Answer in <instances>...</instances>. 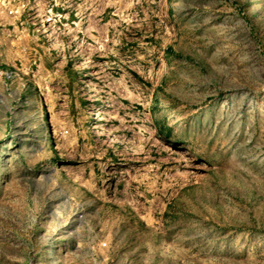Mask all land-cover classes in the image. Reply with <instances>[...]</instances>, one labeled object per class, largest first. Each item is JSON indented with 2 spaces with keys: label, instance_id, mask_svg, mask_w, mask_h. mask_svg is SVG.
<instances>
[{
  "label": "rangeland",
  "instance_id": "obj_1",
  "mask_svg": "<svg viewBox=\"0 0 264 264\" xmlns=\"http://www.w3.org/2000/svg\"><path fill=\"white\" fill-rule=\"evenodd\" d=\"M0 264H264V0H0Z\"/></svg>",
  "mask_w": 264,
  "mask_h": 264
},
{
  "label": "built area",
  "instance_id": "obj_2",
  "mask_svg": "<svg viewBox=\"0 0 264 264\" xmlns=\"http://www.w3.org/2000/svg\"><path fill=\"white\" fill-rule=\"evenodd\" d=\"M13 14H15V11L9 10V15H13Z\"/></svg>",
  "mask_w": 264,
  "mask_h": 264
},
{
  "label": "bare ground",
  "instance_id": "obj_3",
  "mask_svg": "<svg viewBox=\"0 0 264 264\" xmlns=\"http://www.w3.org/2000/svg\"><path fill=\"white\" fill-rule=\"evenodd\" d=\"M41 113H42V112H41ZM41 118H43V114H42Z\"/></svg>",
  "mask_w": 264,
  "mask_h": 264
}]
</instances>
